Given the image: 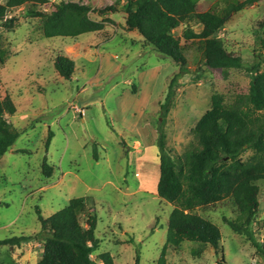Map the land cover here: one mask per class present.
I'll use <instances>...</instances> for the list:
<instances>
[{
    "label": "rangeland",
    "instance_id": "rangeland-1",
    "mask_svg": "<svg viewBox=\"0 0 264 264\" xmlns=\"http://www.w3.org/2000/svg\"><path fill=\"white\" fill-rule=\"evenodd\" d=\"M62 1L89 4L92 18L108 21L106 31L83 35L72 47L70 38L46 39L41 19L26 15L30 5L9 15L17 19L13 29L0 22V100L13 99L17 111L6 118L20 132L0 159V240L38 234L36 208L49 218L73 198L92 197L101 241L92 259L102 264L98 256L110 253L115 264H135L139 250V264H156L174 208L157 195L160 105L171 79L179 74L164 128L173 155H181L193 141L192 130L210 108L212 96L222 94L231 100L246 93L253 77L264 71V2L233 15L220 31L228 51L244 61V68L225 80L202 66L197 40L187 44L189 64L181 72L171 59L137 41V33H126V0H48L37 9L50 12ZM241 1L200 0L197 12L223 16L229 5ZM188 31H201L195 16L174 35L186 44ZM66 53L75 63L70 80L54 68L56 56ZM75 107L84 110L83 118ZM45 158L53 167L50 178L42 173ZM259 185L260 208L252 228L264 247V182ZM235 212L227 201L214 210L198 211L220 228L227 264H264V256L251 242L223 222ZM43 251L41 240L3 247L0 264H37ZM167 260L216 264L220 257L210 245L185 241L178 251H169Z\"/></svg>",
    "mask_w": 264,
    "mask_h": 264
},
{
    "label": "trees",
    "instance_id": "trees-1",
    "mask_svg": "<svg viewBox=\"0 0 264 264\" xmlns=\"http://www.w3.org/2000/svg\"><path fill=\"white\" fill-rule=\"evenodd\" d=\"M199 2L126 0V30L140 34L146 45L179 65L181 72H186L189 64L187 44L197 40L202 66L208 71L220 73L227 80L232 71L244 68V61L241 56L228 51L219 33L233 15L264 0H242L231 4L223 16L212 12L198 13ZM47 3L48 0H6L0 4V22L5 29H13L17 19L9 15L15 9L30 5L26 15L41 19L46 39L70 38L77 41L83 35L106 31L108 21L92 18L91 6L83 1H62L55 4L50 12L37 9V6ZM99 13L101 16L105 14L103 11ZM193 16L200 22L201 31L185 33L186 44H183L174 31ZM2 63L0 53V65ZM54 68L62 78L70 80L75 72V63L67 55L59 54ZM178 78L179 74L170 81L160 105L161 120L157 126V195L174 208L168 221L166 243L156 264H168L169 251H178L185 241L210 245L216 257H220L216 264H227L220 228L198 213L199 210H214L226 201L236 212L235 217H223V222L234 233L246 237L264 256V247L259 244L252 228L260 208L259 184L264 182V71L253 77L246 93H237L231 100L222 94H214L210 108L192 130L193 141L184 153L174 156L167 145L164 126L174 105ZM16 111L10 96L0 100V159L20 136V132L6 118ZM52 137L50 133L47 149ZM42 173L46 178L53 173V167L46 158ZM36 214L41 224L38 234L0 240V248H15L41 240L44 251L37 264H97L92 255L99 250L101 241L96 236L98 215L94 198H73L49 218L42 215L40 208H36ZM98 260L102 264H115L110 253L100 254ZM139 263L137 250L135 264Z\"/></svg>",
    "mask_w": 264,
    "mask_h": 264
},
{
    "label": "crops",
    "instance_id": "crops-1",
    "mask_svg": "<svg viewBox=\"0 0 264 264\" xmlns=\"http://www.w3.org/2000/svg\"><path fill=\"white\" fill-rule=\"evenodd\" d=\"M126 33H128V34H130V33H137L136 31H127ZM138 34V33H137ZM139 36V38L137 39V41H142V42H144L143 41V38L141 37V35L140 34H138ZM73 43H71V44H69L70 45V47H72V46H76V45H79V40H77V41H72ZM145 44V43H144ZM146 45V44H145ZM146 46H148V45H146ZM65 55H67L69 58H71V56H69V54L68 53H66ZM72 59V58H71Z\"/></svg>",
    "mask_w": 264,
    "mask_h": 264
},
{
    "label": "built area",
    "instance_id": "built-area-1",
    "mask_svg": "<svg viewBox=\"0 0 264 264\" xmlns=\"http://www.w3.org/2000/svg\"><path fill=\"white\" fill-rule=\"evenodd\" d=\"M75 109L78 110L77 112L80 114L82 118L85 116L84 110H80L78 107H75Z\"/></svg>",
    "mask_w": 264,
    "mask_h": 264
}]
</instances>
